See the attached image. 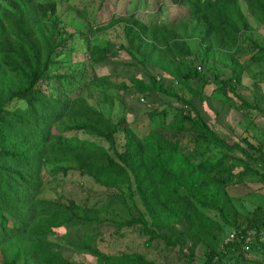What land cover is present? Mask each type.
<instances>
[{"label":"trees","instance_id":"1","mask_svg":"<svg viewBox=\"0 0 264 264\" xmlns=\"http://www.w3.org/2000/svg\"><path fill=\"white\" fill-rule=\"evenodd\" d=\"M168 2L184 12L170 21L130 15L107 23L118 33L115 50L127 57L121 61L136 72L100 77L103 89L136 94L151 107L145 111L148 119L164 114L165 108L171 112L162 126L138 137L123 114L110 118L82 95L65 101L40 87L56 75H67L48 73L54 54L68 49L74 35L57 16L59 2L0 0V264H16L30 254L38 264H83L62 256L64 246L49 237L64 224L99 222V208L37 198L41 166L47 163H55L51 171L74 169L89 177L123 206L127 197L129 217L116 224L146 235L145 246L159 240L164 251L175 250L184 264H192L195 247L203 257L199 264H219L223 259L263 264L253 253L264 233V214L240 215L229 189L249 177L256 178L264 192V143L254 137L246 118L236 121L242 132L231 140L222 131L231 127L218 114L209 122L198 105L211 100L205 88L216 83L223 93L224 99L216 100L221 107L229 105V94L235 100L231 110L243 117L245 113L264 117V91L255 84L244 91L236 87L242 76L258 75L249 65L264 66V42L251 38L243 13L255 14L264 32V0ZM240 37L251 47L244 60L234 56L244 50ZM86 43L91 62L104 64L110 59L108 41L102 46L89 39ZM217 53L229 62L222 63ZM218 65L225 73L218 71ZM159 98L160 103L154 104ZM11 101L21 105L10 109ZM58 122L65 131H80L105 145L62 133L49 138V128ZM64 162L71 165L63 166ZM206 211L229 226L233 237L228 233L218 240L220 228ZM247 232H251L249 249L243 251ZM75 245L95 255L98 264H166L162 258L147 259L138 252L105 254L86 240Z\"/></svg>","mask_w":264,"mask_h":264},{"label":"rangeland","instance_id":"2","mask_svg":"<svg viewBox=\"0 0 264 264\" xmlns=\"http://www.w3.org/2000/svg\"><path fill=\"white\" fill-rule=\"evenodd\" d=\"M36 1V0H33ZM39 1V0H37ZM46 1V0H42ZM52 1V0H49ZM61 5L57 8V16L67 26L68 31H74V35L70 40V45L67 49L54 54V63L49 68L48 73L67 74L64 77L54 76L51 78L47 86L40 85L46 93L50 92L55 97L62 100L69 101L76 95L86 97L88 103L97 107L104 115L110 118H116L123 114L125 122L136 132L138 137H142L149 129H155L162 126L165 120L170 118V110L165 108L164 114L156 115L151 119L146 117V112L151 107L145 100L134 94L121 93L116 90L107 91L104 88V83L100 77L108 76L117 73L122 76L133 74L136 68L124 64L127 57L122 54L118 55L116 43L117 31L114 28L107 26L108 22L116 17L135 16L138 19L147 21L158 20L165 21L181 15L184 10L176 4H170L168 0H54ZM179 10H181L179 12ZM159 13L157 14V12ZM248 22L251 26V38L258 42H264V32L257 26L255 14L245 13ZM144 14V15H143ZM159 15V16H158ZM177 15V16H176ZM83 27V28H82ZM88 27V30H83ZM103 28V29H102ZM90 36L87 37V33ZM116 31V32H115ZM87 39L90 44L104 45L106 41L109 42L108 52L106 55L110 58L104 64L91 62L90 56L86 51ZM244 48L239 54L234 55L236 58L244 60L247 57L251 47L249 48L248 40L243 37L239 38ZM194 51H197V45L191 43ZM112 52L113 55H110ZM218 60L222 63H228L229 60L221 53L216 54ZM121 62V63H119ZM249 68L252 72L258 75L250 78L249 74L241 77V81L236 85L238 91H244L250 84H255L264 91V66L259 64H251ZM219 72L225 73L222 66H217ZM141 72H139V75ZM218 84L212 83L206 86V93H209L211 100L198 105L199 112L202 116L210 118L213 122L215 115L223 119L226 125H231L230 129L226 127L222 131L231 140L235 141L237 135L242 130L241 127L235 124L236 121L244 120L246 118L249 130L254 132L255 138L259 142L264 143V117L261 114L241 116V113L236 110H231L235 107L233 102L235 100L228 94L229 100L226 102L229 105L221 107L216 100H222L223 93L218 90ZM110 92H115L113 95ZM232 101H231V100ZM159 101H154V104H159ZM21 103L10 102L8 108L15 109ZM225 105V104H224ZM264 109V104H262ZM228 107H230L228 109ZM224 109L223 113L222 109ZM227 114V115H226ZM164 115V116H163ZM226 115V116H225ZM165 118V119H164ZM227 121V123H226ZM215 123H213L214 125ZM236 125V126H235ZM223 126V125H222ZM215 128V127H214ZM62 133L65 136H75L80 139L94 141L98 144L105 145V142L90 138V136L80 131H65L62 123L58 122L49 128L48 137L51 138L53 134ZM185 137L183 141L187 140ZM215 151V149H214ZM208 154V153H207ZM197 161V160H196ZM55 164V163H54ZM53 163H47L41 166V173L39 175V186L36 197L39 198H60L63 201L71 200L76 204L96 205L99 208L97 213L99 222L84 226L80 224H64L56 228L57 237L51 235L49 239L64 246L62 256L71 262L83 264H98L95 260V255L88 252L82 247H75L77 242L86 240L92 247L105 254L121 255L124 253L138 252L144 255L147 259H164L166 264H184V259L177 255L175 250L164 251L163 244L156 239H153L148 246H145L147 236L140 234L134 227H118L116 222L129 217L125 206H130L131 203L125 197V206L122 205L118 197H115L110 191L96 185L93 181L81 175L74 169H69L66 173L60 171H51ZM70 163H63V166H69ZM261 184L256 178L250 179L245 177L240 184H237L230 192L234 194L232 200L235 208L240 215L262 217L264 212V192L261 190ZM126 194V192H125ZM139 206V204H138ZM140 207V206H139ZM141 208V207H140ZM210 219L216 223L220 228L221 233H217L218 240L223 238L225 234L232 231L229 226L224 224L211 212H205ZM241 220V218H239ZM10 221V220H9ZM218 231V232H219ZM260 247L253 254V258H260L264 264V233L260 235ZM176 249V248H174ZM170 250V251H169ZM203 261L200 247H195L194 257L192 264H199ZM229 259H223L219 264H232ZM16 264H38L34 254L27 255L26 257L19 258ZM259 264V263H255Z\"/></svg>","mask_w":264,"mask_h":264},{"label":"built area","instance_id":"3","mask_svg":"<svg viewBox=\"0 0 264 264\" xmlns=\"http://www.w3.org/2000/svg\"><path fill=\"white\" fill-rule=\"evenodd\" d=\"M140 100L142 101L143 99L140 98ZM233 237V233H229L228 234V238H232ZM250 238H251V232H247L246 233V236L244 237V240H243V245H242V250L243 251H246L249 249L248 245H249V242H250Z\"/></svg>","mask_w":264,"mask_h":264},{"label":"crops","instance_id":"4","mask_svg":"<svg viewBox=\"0 0 264 264\" xmlns=\"http://www.w3.org/2000/svg\"><path fill=\"white\" fill-rule=\"evenodd\" d=\"M206 117V116H205ZM208 118V117H207ZM209 119V122H210V118H208ZM235 124H236V122H235ZM237 125V124H236ZM235 125V126H236ZM238 126V125H237ZM230 127H232L231 125H230ZM251 132H252V134L254 135V132L252 131V130H250ZM254 137H255V135H254ZM258 140V139H257ZM236 185H234V186H231V190H235V189H233L234 187H235ZM236 191V190H235Z\"/></svg>","mask_w":264,"mask_h":264}]
</instances>
